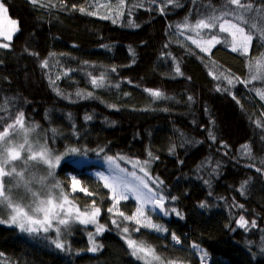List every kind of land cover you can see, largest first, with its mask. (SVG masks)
Returning a JSON list of instances; mask_svg holds the SVG:
<instances>
[{
  "label": "trees",
  "instance_id": "16d2710c",
  "mask_svg": "<svg viewBox=\"0 0 264 264\" xmlns=\"http://www.w3.org/2000/svg\"><path fill=\"white\" fill-rule=\"evenodd\" d=\"M0 1L18 23L9 47L0 48V106L8 109L0 115L11 119L22 111L26 127L40 126L31 136L54 153L74 147L86 159L149 162L150 188L165 197L166 209L181 215L159 212L153 223L167 233L141 228L131 236L164 257L179 264H264V99L258 94L264 92V40L254 35L249 54L241 55L218 25L194 28L198 20L220 15L226 0H100L106 5L102 14L96 0ZM251 2L254 9L264 7V0ZM255 22L259 28L261 21ZM213 35L220 43L209 53L192 42ZM250 74L258 78L239 82ZM96 166L66 161L55 173L71 192L73 215L95 201L105 231L72 221L61 226V251L51 243L57 238L52 230L29 234L0 225V264H143L112 223L122 221L117 209L132 215L139 206L123 200L108 212L115 201L93 175ZM73 176L94 195L72 192ZM241 215L247 229L238 225ZM90 235L102 245L95 253L88 251ZM193 244L207 253L203 260Z\"/></svg>",
  "mask_w": 264,
  "mask_h": 264
},
{
  "label": "snow or ice",
  "instance_id": "6c2138e0",
  "mask_svg": "<svg viewBox=\"0 0 264 264\" xmlns=\"http://www.w3.org/2000/svg\"><path fill=\"white\" fill-rule=\"evenodd\" d=\"M32 3H37L38 0H31ZM171 2V0H169ZM231 5H235V8H231ZM177 6H179L177 4ZM0 9L7 11L3 4H0ZM80 11H84L83 8ZM163 11V9H161ZM220 11V15H216L215 12L208 17V20L200 19L196 22L195 29H213L219 26V31L227 32L232 36V43L230 45L233 52L240 51L241 55H248L251 48V43L254 35L258 40H264V7L255 8L251 0H226L224 8ZM92 14V13H89ZM252 14V15H248ZM232 16L233 20L225 19L227 16ZM247 16V18H246ZM107 18V17H104ZM261 21V26L257 28L256 20ZM115 22V21H113ZM227 25V27H225ZM241 25H247L248 31H245V27ZM187 26V25H186ZM253 29H256L255 33ZM234 30V31H233ZM199 35V33H197ZM5 39L11 40V36H6ZM194 44L200 45L196 40L192 41ZM209 47H202L201 50L208 52L211 46L216 43H220L217 36L213 35L206 41ZM9 44H0V48H8ZM264 60V56L261 57ZM251 63V61H249ZM259 63V61H258ZM43 66H47V61L43 62ZM179 72V67H177ZM112 71H115L113 68ZM256 75H251L247 80L239 81L240 83H250L256 80ZM103 77H101V80ZM228 79L229 83H232V79ZM239 80V78H236ZM54 83V82H53ZM92 83L97 84L96 79H93ZM150 94L156 98H164L163 94L158 90H150ZM261 99H264V92L258 91ZM79 95V93H77ZM191 100L192 98L189 97ZM8 111L7 106H0V113ZM85 119H91V117H85ZM40 126L33 124L31 126H25V114L20 111L11 116V119H7L3 115H0V225L8 227L15 226L20 232L25 233H39L41 231L47 233L50 230L56 233V239H53L51 243L56 249L65 251V244L60 241L61 226L67 227L72 221H77L81 224H96V233H102L105 231V227L102 224H98L97 216H99L101 209L95 207V201L92 202L90 209L81 211L78 207L75 208V215H73L72 201L69 200L71 192H66L61 185L60 181L56 179L55 170L60 166L61 161L65 156L71 154L80 153L78 148H69L63 154L54 153L48 146L47 142L40 143L38 137H32L31 133H35L36 129ZM55 133L56 130L52 129ZM214 139V137H213ZM226 147V145H225ZM244 148H248V145H244ZM250 152V149H249ZM151 156V153H149ZM158 158V157H157ZM109 162L113 161V157H107ZM120 159H125L120 157ZM139 163L138 161L136 162ZM147 163V161H145ZM135 166V164H134ZM118 167V166H117ZM252 167V165H249ZM144 171L143 168L140 169ZM121 172H126V169H120ZM256 171H261L257 168ZM130 176L136 178L139 181L138 184L131 185L130 182L123 179L120 176L113 178V182L109 183L102 173H98L102 180H105V187L110 188L112 192V199L115 204L108 208L107 211L112 213L116 204H119L120 199H127L126 192L131 191L135 195V198L141 201V206L137 208L136 212L132 215H125L124 212L116 210V214L122 217V221L118 223L116 220H112V223L120 228L121 232L126 234L122 236L125 240L128 249L131 250V255L138 260L143 261V264H179L178 260L168 259L161 253H158L151 244L143 239H133L131 233H138L141 228L151 229L155 232L167 233L168 229L162 225L154 224L151 219L145 216L144 207L147 203H150L153 209L158 208L164 215L170 213H176V208H165V197L162 194L154 193L153 189L149 187L148 183L141 177H136L134 172L127 173ZM145 172V176H147ZM156 183V181H153ZM162 183V181L160 182ZM71 190L75 192L79 190L86 195H94V193L88 192L86 188L81 187V182L76 179L75 176L71 178ZM120 188L119 196H117V188ZM244 185H241V192L244 190ZM147 189V192L144 191ZM56 190H59L58 192ZM74 199V198H73ZM175 199V198H173ZM72 205V206H68ZM204 203L200 204L201 208L206 207ZM243 208V205H239ZM5 213L7 215L5 216ZM181 218H183L181 216ZM132 222L135 227L130 229L123 222ZM249 221L244 216H240L238 225L241 228H248ZM252 227L256 226V222H251ZM91 247L89 252H97L102 249V245H98L96 241L89 237ZM171 239L180 244L181 240L175 233L171 234ZM191 247L200 250L203 257L207 255L202 249H199V245L193 244ZM70 250V249H69ZM264 251V248L261 249ZM0 255H3L0 253Z\"/></svg>",
  "mask_w": 264,
  "mask_h": 264
},
{
  "label": "rangeland",
  "instance_id": "374dc122",
  "mask_svg": "<svg viewBox=\"0 0 264 264\" xmlns=\"http://www.w3.org/2000/svg\"><path fill=\"white\" fill-rule=\"evenodd\" d=\"M96 1L97 3H99L96 5V11L102 14L103 10L106 9V5L100 2V0H96ZM0 4H2L1 1H0ZM4 8L6 7L4 6ZM225 27H227V25H225ZM17 30H18L17 21L13 20L9 16L8 11L5 12L3 9H0V40L2 41V43H10L13 40V37L16 34ZM6 36H11V40L5 39ZM197 43L200 45L199 46L200 48L209 47L206 42L199 41ZM236 52H240V51H236ZM206 53H209V51ZM120 157L122 156L113 157V161L109 162L107 157H104V158L100 157L99 159H90V158L86 159L84 157H80L79 153H77V154H71V155L65 156L64 159L61 161L60 165H62L66 161H73L77 165L96 164L97 166L92 170V173L97 178V180H99L104 185H105V180H102L100 176L98 175V173H102L106 178H108L109 183L113 182L114 177L120 176L123 179L130 182L131 185H135V184H138L139 181L136 180L135 177L127 174V173L134 172L136 174V177H141L148 183L147 177L145 176V172L149 173V169H148L150 167L149 162L145 163L144 161H140L137 159H129L127 157H124L125 159H120ZM137 161L139 162L138 164L136 163ZM148 164H149V167H148ZM141 168H143L144 171H141L140 170ZM120 169H126V172H121ZM120 190L121 189L118 187L117 196H119ZM144 191L147 192V189H144ZM125 194L127 196V199H120V201L133 199L138 204L139 207L141 206V201L135 198V195L133 194V192L128 191ZM144 212H145V216L149 217L151 221L153 222L152 216L157 215V213H159L160 210L158 208L153 209L152 205L150 203H147L144 207Z\"/></svg>",
  "mask_w": 264,
  "mask_h": 264
}]
</instances>
